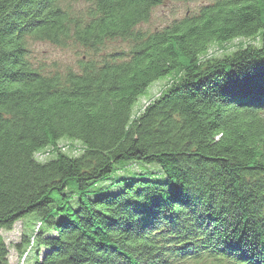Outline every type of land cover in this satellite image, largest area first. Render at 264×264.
Listing matches in <instances>:
<instances>
[{"label": "trees", "instance_id": "1", "mask_svg": "<svg viewBox=\"0 0 264 264\" xmlns=\"http://www.w3.org/2000/svg\"><path fill=\"white\" fill-rule=\"evenodd\" d=\"M162 1L0 0V232L27 219L24 264H264V0L140 29ZM234 39L256 44L207 55ZM132 161L162 176L119 174Z\"/></svg>", "mask_w": 264, "mask_h": 264}, {"label": "rangeland", "instance_id": "2", "mask_svg": "<svg viewBox=\"0 0 264 264\" xmlns=\"http://www.w3.org/2000/svg\"><path fill=\"white\" fill-rule=\"evenodd\" d=\"M205 3L210 4V0H193L189 3L181 4L180 7L177 8L178 4L176 1L172 2V0H163L161 4L152 9L148 21L144 24H141L139 28L148 32L160 30L174 20H179L185 16H189L190 14L197 12L200 5H204ZM249 43L256 44V42L251 39H234L229 43H224L220 46H212L208 50L207 55L221 56L224 53L233 51L238 46ZM31 46V56H33V58L38 61L44 62L45 60L46 63L56 61L63 63L64 65H73L74 63L75 55L72 48H56L46 43H34ZM114 47L120 49L122 47L125 49L124 44L120 45L118 42H112L108 45L109 49L107 50H110ZM169 79L170 78H165L151 84L145 93L135 102L134 114H137L151 99L156 97L169 83ZM57 147H59L61 151L70 155H77L81 152V145L78 141L74 140L60 139L57 142ZM51 155H53V153L46 149L45 151L36 154V157L39 159H44L50 157ZM146 172L149 174H154L156 177L162 176L161 170L156 163H142L132 161L127 164L126 167H124L123 171L119 170V174H123V176L128 174L131 175L133 173ZM26 222L27 219L23 218L15 222L11 230H2L0 232L1 236L9 247L8 264H24L22 258H18L14 244L19 241L22 231H28Z\"/></svg>", "mask_w": 264, "mask_h": 264}, {"label": "bare ground", "instance_id": "3", "mask_svg": "<svg viewBox=\"0 0 264 264\" xmlns=\"http://www.w3.org/2000/svg\"><path fill=\"white\" fill-rule=\"evenodd\" d=\"M176 1V3L178 4V6H177V8H179L180 7V5L181 4H186V3H189L190 1H193V0H172V2H175ZM203 5V4H202ZM202 5H200V7L202 6ZM200 7L198 8V9H200ZM196 13V12H195ZM195 13H192V14H190V16L191 15H195ZM173 22V21H172ZM34 60H36V59H34ZM38 61V60H37ZM40 62H43V61H40ZM44 62H46L45 60H44ZM193 245H190V246H188V247H190V248H193V250H198V244L195 242V243H192ZM181 249H187V246H184V247H182ZM173 255H175V252H173L172 251V256Z\"/></svg>", "mask_w": 264, "mask_h": 264}]
</instances>
